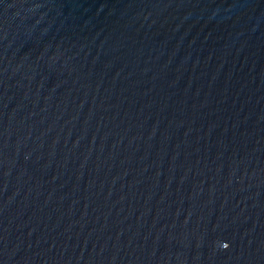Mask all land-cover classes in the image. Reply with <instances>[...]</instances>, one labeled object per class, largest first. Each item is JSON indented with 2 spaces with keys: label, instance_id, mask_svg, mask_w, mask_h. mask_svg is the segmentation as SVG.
Listing matches in <instances>:
<instances>
[{
  "label": "water",
  "instance_id": "95a60500",
  "mask_svg": "<svg viewBox=\"0 0 264 264\" xmlns=\"http://www.w3.org/2000/svg\"><path fill=\"white\" fill-rule=\"evenodd\" d=\"M0 264H264V0H0Z\"/></svg>",
  "mask_w": 264,
  "mask_h": 264
},
{
  "label": "clouds",
  "instance_id": "9594fccd",
  "mask_svg": "<svg viewBox=\"0 0 264 264\" xmlns=\"http://www.w3.org/2000/svg\"><path fill=\"white\" fill-rule=\"evenodd\" d=\"M223 248H227V245H225Z\"/></svg>",
  "mask_w": 264,
  "mask_h": 264
}]
</instances>
